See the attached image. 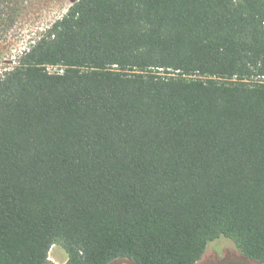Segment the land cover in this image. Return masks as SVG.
Returning <instances> with one entry per match:
<instances>
[{
  "label": "trees",
  "instance_id": "obj_1",
  "mask_svg": "<svg viewBox=\"0 0 264 264\" xmlns=\"http://www.w3.org/2000/svg\"><path fill=\"white\" fill-rule=\"evenodd\" d=\"M0 0V44L28 12ZM0 71V264H264V0H78ZM49 68H55L54 72Z\"/></svg>",
  "mask_w": 264,
  "mask_h": 264
},
{
  "label": "rangeland",
  "instance_id": "obj_2",
  "mask_svg": "<svg viewBox=\"0 0 264 264\" xmlns=\"http://www.w3.org/2000/svg\"><path fill=\"white\" fill-rule=\"evenodd\" d=\"M76 1L78 0H28L29 7L26 16L18 24L17 29L11 32V36L0 44V71L2 67L10 64L14 55H17L19 51L28 45V35H26L28 30L36 27L41 28L52 23L64 15ZM49 70L54 72L56 69L49 68ZM211 249L205 255V257L209 258H204L200 264H236L233 259L235 255L211 252ZM66 259V252L61 244L52 246L49 251L48 264H65ZM114 264L134 263L122 261Z\"/></svg>",
  "mask_w": 264,
  "mask_h": 264
},
{
  "label": "flooded vegetation",
  "instance_id": "obj_3",
  "mask_svg": "<svg viewBox=\"0 0 264 264\" xmlns=\"http://www.w3.org/2000/svg\"><path fill=\"white\" fill-rule=\"evenodd\" d=\"M211 249V252L215 251V253H218V252H222V253H228L229 255L233 254L235 255L233 257V259L235 260V263L236 264H260V263H257L255 261H252V260H248V259H245L237 250L234 242L229 239V238H225V237H222V238H218L214 241H212L209 246H208V249L206 251V253H208L209 249ZM213 254V253H211ZM206 255V254H205ZM207 257V256H206ZM205 256H203V258L199 261L198 264H200L202 262V260L204 258H206ZM209 258V257H207Z\"/></svg>",
  "mask_w": 264,
  "mask_h": 264
},
{
  "label": "built area",
  "instance_id": "obj_4",
  "mask_svg": "<svg viewBox=\"0 0 264 264\" xmlns=\"http://www.w3.org/2000/svg\"><path fill=\"white\" fill-rule=\"evenodd\" d=\"M50 71V70H49Z\"/></svg>",
  "mask_w": 264,
  "mask_h": 264
}]
</instances>
